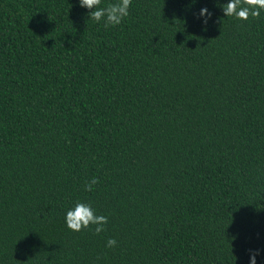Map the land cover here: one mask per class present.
Instances as JSON below:
<instances>
[{
  "label": "trees",
  "instance_id": "16d2710c",
  "mask_svg": "<svg viewBox=\"0 0 264 264\" xmlns=\"http://www.w3.org/2000/svg\"><path fill=\"white\" fill-rule=\"evenodd\" d=\"M228 2L0 0V264H264V11Z\"/></svg>",
  "mask_w": 264,
  "mask_h": 264
},
{
  "label": "clouds",
  "instance_id": "9594fccd",
  "mask_svg": "<svg viewBox=\"0 0 264 264\" xmlns=\"http://www.w3.org/2000/svg\"><path fill=\"white\" fill-rule=\"evenodd\" d=\"M102 0H78L79 6L89 10V17L96 23L104 22V27H115L129 15V8L132 0H117L116 3H109L106 7H100ZM225 17H234L239 21H248L249 18H258L264 11V0H230L222 6ZM199 17L203 18L202 23L207 24L211 18V13L207 8H202ZM99 180L93 177L90 182L84 186L85 191H93V186L98 184ZM65 223L68 230L81 232L94 226V234L99 235L106 230L108 217L97 215L90 204L77 202L71 210H68L65 217ZM117 246L115 239H108L107 248ZM259 251L250 253V264H256V256Z\"/></svg>",
  "mask_w": 264,
  "mask_h": 264
}]
</instances>
